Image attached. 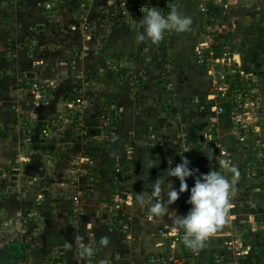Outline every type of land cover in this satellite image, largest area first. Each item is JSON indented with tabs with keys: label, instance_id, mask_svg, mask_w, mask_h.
<instances>
[{
	"label": "crops",
	"instance_id": "1",
	"mask_svg": "<svg viewBox=\"0 0 264 264\" xmlns=\"http://www.w3.org/2000/svg\"><path fill=\"white\" fill-rule=\"evenodd\" d=\"M142 7L175 8L191 25L155 44L139 41ZM261 13L264 0H0V264L11 250L13 264H264V157L244 175L264 126L234 130L212 71L233 64L230 84L263 61L264 45L240 51L236 36L257 37L250 15ZM43 87L51 97L37 101ZM71 93L85 98L81 124L98 139L69 122L47 132L22 127L28 112L40 121L42 111L69 114ZM182 155L196 176L216 168L237 177L225 222L195 249L181 228L176 242L167 234L171 218L152 214L154 200L137 203ZM149 158L159 163L149 168ZM168 179L178 190V178ZM186 182L190 189L194 178ZM124 190L130 199L119 203ZM189 195L169 211L185 215ZM90 242L93 257L81 256Z\"/></svg>",
	"mask_w": 264,
	"mask_h": 264
},
{
	"label": "clouds",
	"instance_id": "2",
	"mask_svg": "<svg viewBox=\"0 0 264 264\" xmlns=\"http://www.w3.org/2000/svg\"><path fill=\"white\" fill-rule=\"evenodd\" d=\"M142 18L138 23L143 28L137 33L139 41L148 40L158 43L166 32H184L189 29L191 19L180 14L173 8L167 15L162 14L156 7H142ZM153 158H149V168L158 164ZM190 161L181 156V162L167 168L166 176L163 173L151 184V191L137 195V203L153 201L150 204L151 212L157 218L167 215L172 223L183 230L182 242L189 248H197L212 234L216 227L225 222L227 205L230 195L235 193L237 177L229 179L219 173L216 168H210L206 173L195 174L199 171L189 167ZM148 168V169H149ZM174 176L179 180V189L173 187V182L168 177ZM192 176L194 184L189 189L186 178ZM185 190L190 191L187 203L191 208L185 215H178L175 210L169 211L168 206L175 202ZM166 196V199L164 197ZM107 238H101L99 245H107ZM95 252L93 243L83 246L80 255L91 257Z\"/></svg>",
	"mask_w": 264,
	"mask_h": 264
},
{
	"label": "rangeland",
	"instance_id": "3",
	"mask_svg": "<svg viewBox=\"0 0 264 264\" xmlns=\"http://www.w3.org/2000/svg\"><path fill=\"white\" fill-rule=\"evenodd\" d=\"M258 16L261 17V18H264V14L263 13H261L260 15H255V16H251L250 15V17H254L255 18V21H254L253 24L255 26V31H256L257 37H253V36L252 37L251 36L248 37V35L245 32H241V31H239V32L237 31L236 32L237 33L236 36L238 38H242V40H243V43H241V41H239L241 43L240 51L243 50V51L250 52L253 48L254 49H258V48H261L262 45H264V29L262 28V24H260V22L257 20ZM254 18H252V19H254ZM216 28L222 31L221 26L220 27L217 26ZM226 36L227 35H225V37ZM253 40H254V42L252 43ZM206 45H207V48H209V50H211L210 44H206ZM262 49H264V46L262 47ZM210 57H211V59H210ZM207 58H208L207 63H208L209 66L211 65L210 62H212V63L215 62L213 60L212 52H209L207 54ZM232 63H233V61H232ZM224 65L225 64H222V66H224ZM228 67H229L228 76H230V73L232 74L233 72H235V68H234L233 64L231 66H228ZM250 67L251 68H250L249 71H243L242 73H240L241 81H244L245 78H248L250 76L253 77V79L258 78V84L259 85H256V86L259 87L260 89H263L264 88V81H263V78H264V59H263L262 62L254 61ZM212 71L214 72V74L218 73L216 76L221 78V81H222V83H221L222 85L221 86L222 87H220L221 89H219V90L222 91V92L227 90L228 89L227 87H228L229 83H227V84L224 83V82L229 80V78L227 76V73H226V72H228L227 71V66L226 67H222L220 70L218 69L216 71H214V70H212ZM219 72L223 73V77H220L221 73H219ZM224 72H225V75H224ZM42 89L43 90L39 89V92H37V94H35L36 98H37V101H46L47 99H49L51 97L50 89L46 90L44 87ZM35 92H36V90H35ZM76 96L77 95L75 94V97ZM235 97H240V96L239 95H235ZM84 100H85V98H84ZM244 101L247 103V106H248L247 110L248 111H246L245 113L244 112H240V110H238V109H236L234 107H233V110H232V116L233 117L236 114H239V113L243 114V117H244L243 124H245V126H246L245 130H244V128L236 130L237 125L235 124V118L232 117V127L234 128V130L238 134H241V135L242 134L243 135H247L250 132V129L252 128V125H255V124L259 123L260 125L264 126V116H262V118L260 119V118H258L256 116V113H255V112L259 111L261 108L264 109V96L259 95L258 92L252 91V94H249V95H246V96L243 97L241 102H244ZM232 102H234V97H232ZM85 105H86V103L84 104L83 108L85 107ZM20 113L22 114V112H20ZM42 113L44 114V116L42 117V120L40 121L38 119V116L37 115L35 116L34 112L33 113L32 112H28V114L24 117L25 119H23L21 121L22 122V127L25 128V125H26L27 127H29L30 131H33L34 129H37V130L41 131V126L44 125V124H48L53 119V120H56L55 124H52V125L50 124L49 125V127H51L52 129L56 128V130H59L60 126L63 123L69 122V123H71V125L73 126L75 131L81 137H83L85 139L87 138L88 141H89L90 138H97L98 139L100 137V134H91V137H87V135H85L86 131H85V128L83 127V125L81 124V120H80L81 111L77 112L75 119H72V120H71L72 111H69V114L65 113V112H56L54 114L52 112L53 114L51 115L49 113L47 114V112L45 113L44 111H42ZM35 125H37V126H35ZM23 128H21V129H23ZM209 136H210V139L212 138L211 141L214 142L212 135H209ZM253 152H254V155H252V156H254L253 158H255V160L251 159L252 156H249L250 160H246L245 161V172H244V175H245L246 178H250L253 175L254 169H253V173H252L251 168L254 165L257 164L258 159L262 160L263 157H264V154H263L264 153V137L259 141V143L257 144L256 148L253 149ZM188 160H190V159L188 158ZM91 164H93V161H92V163L91 162H86V166H89V165L91 166ZM189 165H191V164H189ZM174 166H175V164H174ZM122 172H123V170H122ZM119 173H121V172H119ZM117 174L118 173L116 171L115 175H117ZM117 178H119V176ZM187 178L189 179L190 177H187ZM116 180H119V179H116ZM121 193L122 194H126V195L129 196V194L125 190H124V192L121 191ZM117 209H120V207L117 208ZM179 231H180V228H179ZM180 260L182 261V264H183V260L182 259H180Z\"/></svg>",
	"mask_w": 264,
	"mask_h": 264
},
{
	"label": "built area",
	"instance_id": "4",
	"mask_svg": "<svg viewBox=\"0 0 264 264\" xmlns=\"http://www.w3.org/2000/svg\"><path fill=\"white\" fill-rule=\"evenodd\" d=\"M46 6L48 7L49 5L46 4ZM201 56L202 53H200ZM248 84H252V87H249L248 89H243L241 91H236L235 90V94H234V108L240 110V112H246L248 111L247 110V103L244 101V102H241L243 97L246 96V95H249V94H252V91H255V92H258L259 95L261 96H264V88L263 89H260L259 87H257L256 85H259L258 84V78H255L253 79V77H248ZM263 81H264V78H263ZM235 95H239L240 97H235ZM86 103V101L84 100V97L83 96H80V95H77L74 100L68 105L69 106V109L70 111H72L71 115V120L72 119H75L76 117V113L77 112H80L81 109L83 108L84 104ZM87 104V103H86ZM238 104V105H237ZM77 110V111H76ZM256 113V116L258 118H262V116H264V109L261 108L259 111L255 112ZM233 118H235V124L237 125V128L236 130H239V129H243L245 130V124H243V114L242 113H239V114H236ZM55 121L56 120H51L48 124H44L41 126V130L42 132H47L51 127H49V125L51 124H55ZM26 124V123H25ZM25 129L27 131H29V127H27L25 125ZM117 173L120 172V170L117 168L116 169ZM124 196V197H122ZM121 197H118V200H119V203L121 202H128L130 197L126 194H123ZM73 200L76 201L77 200V197L74 196L73 197ZM167 228V234L169 236L172 237L173 241L176 242L179 240V236H180V231H179V227L174 224V223H171L170 225L166 226ZM238 254H240V252H238ZM94 255V254H93ZM93 257V256H92ZM171 264H182V261L180 259H174Z\"/></svg>",
	"mask_w": 264,
	"mask_h": 264
},
{
	"label": "trees",
	"instance_id": "5",
	"mask_svg": "<svg viewBox=\"0 0 264 264\" xmlns=\"http://www.w3.org/2000/svg\"><path fill=\"white\" fill-rule=\"evenodd\" d=\"M240 78H241L240 74H236V75L232 76L231 82H230V84L227 87L228 89L224 91V96L230 99V103H231L232 108L234 107V104L232 102V97L235 94V90L234 89H236L237 91H241L243 89H248L249 87H252V84L243 86L242 82L239 81ZM248 79L249 78L245 79L246 81H244V82H246V83H244V85L248 83L247 82ZM72 95H73V93H71L70 97H72V99H74V96H72ZM17 252L18 251H16V250L8 251V253H6L7 254V256H6L7 258L3 259L4 263L13 264L18 258V253Z\"/></svg>",
	"mask_w": 264,
	"mask_h": 264
}]
</instances>
